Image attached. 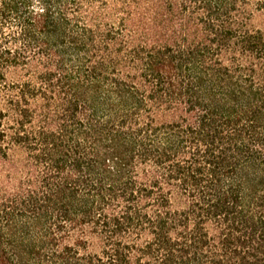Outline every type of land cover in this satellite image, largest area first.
<instances>
[{"label": "trees", "instance_id": "trees-1", "mask_svg": "<svg viewBox=\"0 0 264 264\" xmlns=\"http://www.w3.org/2000/svg\"><path fill=\"white\" fill-rule=\"evenodd\" d=\"M257 9L0 0V264H264Z\"/></svg>", "mask_w": 264, "mask_h": 264}, {"label": "rangeland", "instance_id": "rangeland-1", "mask_svg": "<svg viewBox=\"0 0 264 264\" xmlns=\"http://www.w3.org/2000/svg\"><path fill=\"white\" fill-rule=\"evenodd\" d=\"M258 9L255 12L254 24L264 31V0H252Z\"/></svg>", "mask_w": 264, "mask_h": 264}]
</instances>
